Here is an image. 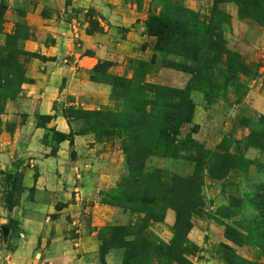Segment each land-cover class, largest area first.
<instances>
[{"label":"rangeland","instance_id":"rangeland-1","mask_svg":"<svg viewBox=\"0 0 264 264\" xmlns=\"http://www.w3.org/2000/svg\"><path fill=\"white\" fill-rule=\"evenodd\" d=\"M233 1L218 5L217 11L214 12V0H172L176 7L196 14L201 22L209 24L213 21L218 24V30L222 32L227 49L237 55L238 61L243 64L244 74L238 76L237 83H228L227 60L222 56L218 65L223 70L214 75L217 84L213 88H208V96L217 98L212 101L215 102L216 108L209 114L210 122L216 131L212 141L206 143V148L200 145L202 147L200 152L192 150L188 156L191 160L189 163L184 162L181 149L176 152L177 143L169 151L159 148L157 154L146 161L144 171L161 170L165 181L169 182L172 178H189L195 167L193 160L199 157L206 162L204 170L214 162L225 164L226 160L237 159L228 152L230 146L234 147L232 142L234 139H223L218 143L219 135L230 131L231 135L240 139L237 140L239 141L237 143L242 144V147H239L240 154L245 155V148L249 146L262 150L263 154L259 157L253 154L258 165L253 167L252 172L263 181L262 183L257 181L258 187L243 194L240 189L238 192L232 190L229 201L215 203L216 197L213 198L214 193L210 191V186L203 190V176L202 206L198 209V214L192 216V228L184 240L177 237L173 230L174 211L167 210L164 220L156 223L147 220L144 214L124 211L119 207L124 191L123 181L130 176V167L122 151V144L128 145L129 139L126 135L115 134L106 138L91 134L88 120L79 112L97 111L109 114L114 112L113 107L116 112L123 110L124 99L114 96L112 87L108 83L111 77L146 82L158 87L180 90L185 88L190 76L170 68V64L185 65L194 69L196 66L194 61L166 53L160 56L161 59L154 55L149 56L147 61L138 60L137 55L140 56L148 44L145 42L141 46L137 40H130V36L128 37L140 26L145 28L144 35L148 36L145 24L150 17L162 14L161 3L157 0H0L1 254L11 257L17 250L18 243L24 238L20 235L23 234L22 230L14 225V220L10 216L12 208L14 206L20 208V203L25 197L17 181L16 171L20 168L33 169L29 167V162L22 166L25 162H21L20 157L24 155V151L21 150L22 145L21 147L17 145L15 148L12 164L2 162V156L14 145L16 146L15 143L19 138V130L16 133L15 129L17 130V125L19 126L23 120L19 110L25 107L27 101L28 90L24 87L34 83L28 77V71L35 74L46 75L48 72L53 74L61 65L68 67L70 76L77 75L78 79L85 82L109 88V95L117 99L116 103L119 102L117 106L115 103L109 108L103 106L100 103L101 99L97 98L100 102L96 106L100 109L91 106V110H86L81 106L80 100L64 97L60 108L62 117L64 118L66 114L69 117L64 118L70 129L69 134L62 135L54 128L46 127L55 116H47L51 118L49 121L38 117L36 124V129L44 131L42 140L52 143L50 154H54L55 146L64 141H67L72 148L73 141L78 137L77 134L86 133L94 136L98 142H105L102 146L103 152L111 155L113 160L120 157L123 159L126 176L115 182L111 181V188L98 193L95 200L98 205L118 209L121 212L112 224L96 229L97 264H112L107 258L111 251L117 252L114 264H127L130 257H133L130 264H264V28L250 19L240 18L237 4ZM262 9L260 7L254 12ZM113 16L119 18L117 22L114 21ZM122 19L125 20L123 24L130 28L126 29L120 24ZM148 37L152 39L153 49L160 52L156 50V39ZM85 38H92V48H84ZM127 41L131 43L126 46ZM96 52H99V57L96 56ZM82 58L91 59V64L78 63ZM64 85L65 80L58 88L60 92H63ZM251 91L257 94V99L253 98ZM131 99L135 100V96ZM157 99L163 101V95L160 94ZM150 109L148 108V111ZM159 110V107H156L154 112ZM185 115H188L187 111ZM14 116L17 117L15 122L11 120ZM191 133L192 126L185 125L181 129L179 138L184 141L188 134L191 136ZM61 136L65 139L63 140ZM21 139H23L22 135ZM71 148L69 159L72 160L74 152ZM237 160L240 162H235V165L245 169L248 163L242 158ZM33 196V193L32 195L29 193L25 198L33 200ZM46 196H40L39 199L48 203L49 197ZM67 205L68 203L57 202L55 211L58 213L63 208H67ZM168 212L172 213L171 224L165 220ZM57 213L50 216L53 221L60 217L61 214ZM84 216L88 221L87 217L90 214ZM200 223L211 225L216 223L218 230L208 232L206 226H201L200 231L192 236L194 241H198L196 245L190 241L189 235L197 224L201 225ZM115 227H125L130 233H134V236H129L124 241L135 242L136 247L133 245L123 251L111 246ZM4 230L7 231L6 235H3ZM53 235L54 233H50V237ZM49 238L40 247L43 253L50 251L52 243ZM107 247L109 251L102 258L101 250ZM41 260H44V256H41ZM9 261L11 259L7 260L0 256V264Z\"/></svg>","mask_w":264,"mask_h":264},{"label":"crops","instance_id":"crops-1","mask_svg":"<svg viewBox=\"0 0 264 264\" xmlns=\"http://www.w3.org/2000/svg\"><path fill=\"white\" fill-rule=\"evenodd\" d=\"M113 19L117 22L119 18L113 16ZM124 21V19L120 20V24L126 29L130 28V26L123 24ZM133 29L131 28V30ZM134 31L136 32H131L128 35L130 40H137L141 46L145 42L148 44L146 50L141 52L140 56L137 55L138 60L147 61L149 56L155 55L157 58L162 56L163 53L153 49L152 39H148L149 37L144 35V27L140 26L139 29L135 28ZM84 42V48L88 47L90 49L93 47L92 38H85ZM129 43L131 42L127 41L126 46ZM99 52H96L98 57ZM91 61V59L82 58L81 62L78 63L88 62L91 64ZM28 77L34 83L24 87L28 90L27 101L25 107L19 110L23 120L19 126L17 125V130L15 129L16 133L19 130V138L17 143L14 142L16 146L10 148L9 151L12 152L9 153L8 151L3 154L2 162L12 164L15 148L17 145L19 147L22 145L21 150L24 151V155L20 157L22 158L21 162L25 161L22 166L29 162V167L33 170L29 168L22 170L20 168L16 171V178L20 183L24 196L26 197L29 193L31 195L33 193L34 196L33 200L23 197L22 201L24 203L21 201L20 208L19 206L12 208L10 218L14 220V225L22 230L23 234L20 235L24 238L18 243V248L12 253L11 257L1 253L0 256L5 257L7 260L11 259L5 264H97L96 229L112 224L121 212L118 209L98 205L95 200L98 193L111 188V181L115 182L126 176L123 159L120 157V159L113 160L111 155L103 152L102 146L105 142L96 141L92 135L76 137L72 148L67 141H64L55 146L54 154H50L52 143L42 140L44 131L36 129V124L38 117L55 116L46 127H52L56 132L67 135L70 129L61 115L62 110L60 108V103L64 97H72L76 101L80 100L81 106H84L83 108L86 110H91V106L96 107L94 109H100L96 106L100 102L97 98L101 99L102 102L100 103L103 106L109 108L116 103L117 99L109 95V88L85 82L78 79L77 75L70 76L68 67L61 65L57 67V72L53 74H49V72L46 75L35 74L28 71ZM64 80L65 88L63 92H60L58 88ZM250 93H252L253 98H258L253 91ZM192 100L195 107L191 118V126L198 127V130L195 134H192L191 138L195 143L206 148V143L211 142L216 133L209 117L212 109L216 108L214 107L215 102L206 104L203 95L200 93H193ZM118 103L117 101L115 105L117 106ZM114 109L113 107V111L116 112ZM16 119L17 117L14 116L11 120L15 122ZM225 125H227V122H225ZM21 135L23 139H21ZM223 139H234L232 142L235 148L230 146L228 149L229 154L237 159L242 158L248 164L245 169L237 166L230 168L226 177L219 180L211 177V165L207 167L204 171L203 190L205 191L207 186H210V191L214 193L213 198L216 197L214 199L215 203L229 201L232 190L238 192L240 189L243 194L258 187L257 181L261 183L263 181L261 177L254 176L252 172L253 167L258 165L255 162V156L259 157L263 152L249 146L245 148V155L244 153L240 154L239 147H242V144L237 143L239 142L237 140L240 139L231 135L230 131L220 134L218 143ZM70 148L74 152L72 160L69 159ZM30 152L33 154H29ZM45 195L49 197L48 203L39 199L40 196ZM57 202L68 203L67 208H63L57 213L55 211ZM53 213L61 215L53 221L50 218ZM85 214H90L87 217L88 221L84 219ZM165 220L169 224L172 223L171 212L166 214ZM205 223L197 224L189 235L190 241H193L196 245L198 241H194L192 236L200 231L201 226H206L208 232L218 230L216 223H213L214 225ZM50 233H54V235L50 237ZM47 238L50 239L52 244L49 253H43L40 247ZM41 256H44L43 261ZM116 256L117 252L111 251L107 258L109 262L114 264Z\"/></svg>","mask_w":264,"mask_h":264},{"label":"trees","instance_id":"trees-1","mask_svg":"<svg viewBox=\"0 0 264 264\" xmlns=\"http://www.w3.org/2000/svg\"><path fill=\"white\" fill-rule=\"evenodd\" d=\"M157 1L162 5V14L147 20L146 32L148 36L156 39V50L196 63L194 69L185 65L170 64V68L190 76L185 88L180 90L158 87L146 82L111 77L108 83L112 87V94L124 99L123 110L109 111V114L97 111L79 112L88 120L91 134L106 138L115 134L126 135L129 139L128 145L122 144V151L130 167V176L123 181L124 191L119 207L124 211L144 214L147 220L156 223L164 220L167 210H172L175 213L173 226L175 235L185 240L192 228L191 218L198 214V209L202 206L201 188L206 162L202 157L193 160L195 167L189 178L177 177L170 179L169 182L165 181L161 170L145 172V163L157 154L159 148L169 151L175 143L178 144L176 152L181 149L184 162L189 163L191 160L188 156L192 150L202 151V147L191 138L198 127L192 126L191 136L188 134L184 141L179 138L182 127L191 126L195 107L192 94H202L206 104L217 99L208 96V88H213L217 84L214 75L223 70L218 65L222 56H225L227 60L228 83H237L238 76L243 75L244 72L243 64L238 61V56L227 49L222 32L218 30V24L216 25L213 21L209 24L201 22L196 14L176 7L172 0ZM230 1L214 0V12L217 11L218 5ZM233 2L237 4L240 18L250 19L264 28V0H234ZM260 7L263 9L254 12ZM160 94L163 95V101L157 99ZM130 96H135V100ZM156 107L160 110L154 112ZM148 108H151L150 111ZM185 111L188 115H185ZM39 118L51 120L50 117ZM64 118L69 117L66 114ZM61 137L65 139L64 136ZM235 162L240 161L231 158L226 160L225 164L219 161L212 163L211 177L218 180L225 178L230 168L236 166ZM113 234L111 246L123 251L133 245L136 247L135 242L124 241L125 238L135 235L125 227H115ZM108 251L109 247L102 248V258ZM132 259L133 257H130L127 264H130Z\"/></svg>","mask_w":264,"mask_h":264},{"label":"water","instance_id":"water-1","mask_svg":"<svg viewBox=\"0 0 264 264\" xmlns=\"http://www.w3.org/2000/svg\"><path fill=\"white\" fill-rule=\"evenodd\" d=\"M6 233H7V231H6V230H4V231H3V235H6Z\"/></svg>","mask_w":264,"mask_h":264}]
</instances>
